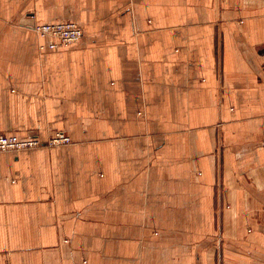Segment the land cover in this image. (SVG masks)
<instances>
[{
    "label": "crops",
    "instance_id": "obj_1",
    "mask_svg": "<svg viewBox=\"0 0 264 264\" xmlns=\"http://www.w3.org/2000/svg\"><path fill=\"white\" fill-rule=\"evenodd\" d=\"M56 133L0 152V264H264V0H0V135Z\"/></svg>",
    "mask_w": 264,
    "mask_h": 264
},
{
    "label": "built area",
    "instance_id": "obj_2",
    "mask_svg": "<svg viewBox=\"0 0 264 264\" xmlns=\"http://www.w3.org/2000/svg\"><path fill=\"white\" fill-rule=\"evenodd\" d=\"M34 31L41 38L50 40L48 48L51 50H59L77 45L84 36L82 28L73 22L40 24L34 27ZM44 48L42 47V49ZM71 142V138L63 133H56L46 144L34 137L20 139L15 135L2 134L0 135V152H18L26 149L39 148L43 145L57 147L69 145Z\"/></svg>",
    "mask_w": 264,
    "mask_h": 264
}]
</instances>
